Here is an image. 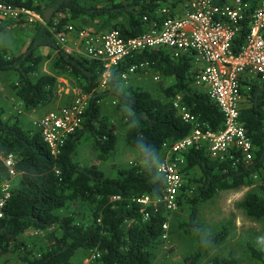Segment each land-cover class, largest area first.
<instances>
[{"label":"trees","instance_id":"obj_1","mask_svg":"<svg viewBox=\"0 0 264 264\" xmlns=\"http://www.w3.org/2000/svg\"><path fill=\"white\" fill-rule=\"evenodd\" d=\"M159 1L0 0L12 9L34 11L43 20L42 24L30 25L34 36L23 53L10 55L4 50L0 54V76H12L10 88L23 107L35 111L53 104L61 76L77 80L81 96L87 99L79 126L66 136L56 156L39 131L25 130L18 120H6L0 112V154L16 158L15 178L0 160V182L12 180L0 218V263L15 256L21 264H73L78 253L87 252L97 264H152L151 248L166 236L168 230L164 227L173 213L160 201L166 190L165 178L158 172L159 162L166 155L164 146L179 143L197 128L205 133L222 132L224 114L207 89L196 85L197 70L190 55L176 59L171 51L161 49L127 57L113 69L106 88H102L104 64L82 52L68 51L59 44L56 34L73 26L98 34L117 31L124 40L138 38L154 24L165 21L159 15L162 7L173 15L179 6L178 0ZM227 1L215 0L218 5ZM243 1L256 7V0ZM247 34L245 22L234 42V52L241 51ZM43 50L54 54L51 75H40ZM141 64H149V70H138L135 75L155 72L173 82L164 90L166 102L149 91L129 87L134 75L123 80L132 67ZM242 84L240 121L252 141L253 160L246 162L235 147L225 161L212 158L202 144L184 153L185 185L179 206L186 204L190 214L178 229L196 237L198 248L182 264H202L207 249L229 237L227 228L204 237L199 222L201 207L220 192L251 187L264 176V82L247 78ZM178 99L195 117L193 125L186 124L174 107ZM107 101L113 102L121 114L127 143L142 161L121 169L114 178L74 159L86 138L92 139L93 150L102 162L110 161L117 153V127L103 114ZM145 198L152 203L143 205ZM72 203L87 207V222L59 216L58 212ZM241 207L249 218L264 221V195L248 194ZM30 232H52L40 257L33 256L24 240ZM248 248L252 258L264 264V248ZM206 264L236 263L217 257Z\"/></svg>","mask_w":264,"mask_h":264},{"label":"built area","instance_id":"obj_2","mask_svg":"<svg viewBox=\"0 0 264 264\" xmlns=\"http://www.w3.org/2000/svg\"><path fill=\"white\" fill-rule=\"evenodd\" d=\"M178 2L183 7L182 11L176 9L172 15L167 7H162L159 15L166 18L165 21L154 24L138 38L124 40L117 31L98 34L93 30H76L73 26H67L65 32L56 34L59 44L68 51H71L69 35L74 34L80 42L78 51L104 64L102 88H106L113 69L127 57L161 49L171 51L176 59L185 55L193 57L197 70L196 85L207 89L221 109L225 117V129L220 133H205L197 128L179 143L164 146L166 155L159 162L158 172L165 178L166 190L160 201L169 212L179 208L185 185L184 153L195 144L207 146L212 158L220 161L227 160L234 147L242 152L246 162L253 160L252 141L240 121L244 101L242 83L245 77L264 82V0H256L255 8L243 0H228L222 5L216 4L215 0ZM159 3L162 4V1ZM22 21L29 25L43 23L34 11L12 9L0 3V29ZM245 22H248V34L241 51L236 53L233 45ZM149 68V64L134 66L123 76V80H128L138 70L147 71ZM158 80V77L154 78V81ZM86 103L87 99L84 104L51 112L33 122L32 128L42 134L53 155H58L66 136L74 133L79 126ZM174 107L186 124H194L195 117L182 105L180 99L174 103ZM0 160L15 178L16 158L0 154ZM11 182H0V218L5 206L4 197L11 190ZM141 203L148 206L152 202L145 198ZM164 229L167 231L168 225Z\"/></svg>","mask_w":264,"mask_h":264},{"label":"rangeland","instance_id":"obj_3","mask_svg":"<svg viewBox=\"0 0 264 264\" xmlns=\"http://www.w3.org/2000/svg\"><path fill=\"white\" fill-rule=\"evenodd\" d=\"M99 3L103 4V2ZM32 27L22 24V22L10 24L7 27L8 31L4 30L2 34L0 33V54L6 47H9L6 50L10 55L23 53L32 39V35L28 31ZM42 52L45 60L41 66L40 75H51L53 74L54 54H50L47 50ZM9 76H0V112L3 113L6 120H18L25 130L32 129L34 121L44 118L51 112L70 109L77 104L85 103L86 98L81 96L77 80L61 76L58 79L56 101L48 107L27 111L11 90L12 76L10 78ZM155 77L159 78L157 82L154 81ZM172 83L170 80L160 78L155 72H148L132 76L128 86L149 91L156 99L166 102L164 90ZM103 114L109 117L117 127L119 144L117 153L110 161L102 162L93 150L92 139L86 138L81 142L74 159L82 166H96L108 177L114 178L121 169L140 165L142 161L136 151L127 143L125 124L113 102L107 101L103 104ZM253 192L264 195V176L257 178L251 187L220 192L212 201L201 207L199 222L204 237L222 228H227L229 231L226 241L221 245L207 249L202 264L217 257L231 259L236 264H259L252 258L248 246L251 245L256 249L264 248V221L249 218L241 207L246 196ZM58 214L61 217L74 216L81 222H87L89 217L87 207L77 203L70 204ZM189 214L190 209L186 204L179 206L177 211L171 213L166 236L151 248L152 264H182L185 258L196 252L198 248L196 237L186 236L178 229L179 224L188 221ZM50 234L52 232L48 234L30 232L24 238L32 250L33 256L40 257L42 255L47 247ZM0 264H21V262L17 257L10 256L4 258ZM73 264L97 263L91 254L80 252L74 258Z\"/></svg>","mask_w":264,"mask_h":264},{"label":"crops","instance_id":"obj_4","mask_svg":"<svg viewBox=\"0 0 264 264\" xmlns=\"http://www.w3.org/2000/svg\"><path fill=\"white\" fill-rule=\"evenodd\" d=\"M177 10L178 11H182L183 10V7L180 5V6H178L177 7ZM22 24H24V23H22ZM25 25H27V24H25ZM27 28V27H26ZM8 28L7 27H2L1 29H0V33L2 34V32L5 30V31H8L7 30ZM29 31V33H31V35H32V37L34 36V32H33V29H29L28 30ZM0 34V35H1ZM69 48L71 49V52H79L78 50H79V48H80V42L78 41V39L76 38V36L74 35V34H71V35H69ZM9 47H6L4 50H6V49H8ZM247 78H250V77H245L244 78V80L245 79H247ZM243 80V81H244ZM244 102V101H243ZM38 110V109H37ZM47 113V112H46Z\"/></svg>","mask_w":264,"mask_h":264}]
</instances>
